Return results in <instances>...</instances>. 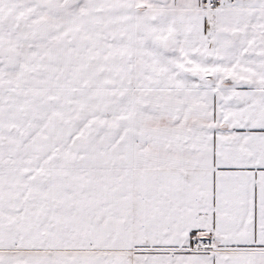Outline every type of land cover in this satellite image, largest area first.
<instances>
[{"label": "snow or ice", "instance_id": "1", "mask_svg": "<svg viewBox=\"0 0 264 264\" xmlns=\"http://www.w3.org/2000/svg\"><path fill=\"white\" fill-rule=\"evenodd\" d=\"M0 264H264V0H0Z\"/></svg>", "mask_w": 264, "mask_h": 264}]
</instances>
